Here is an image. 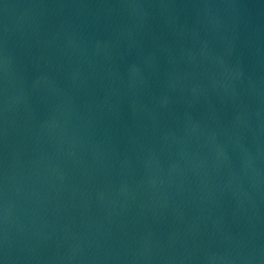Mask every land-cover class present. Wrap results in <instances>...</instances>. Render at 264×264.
<instances>
[{"label":"water","instance_id":"obj_1","mask_svg":"<svg viewBox=\"0 0 264 264\" xmlns=\"http://www.w3.org/2000/svg\"><path fill=\"white\" fill-rule=\"evenodd\" d=\"M0 264H264V0H0Z\"/></svg>","mask_w":264,"mask_h":264}]
</instances>
